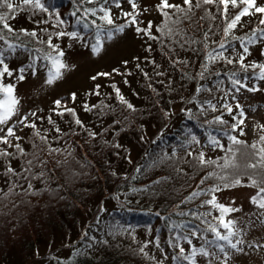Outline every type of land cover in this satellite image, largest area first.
Here are the masks:
<instances>
[{"label":"trees","instance_id":"1","mask_svg":"<svg viewBox=\"0 0 264 264\" xmlns=\"http://www.w3.org/2000/svg\"><path fill=\"white\" fill-rule=\"evenodd\" d=\"M10 2L19 5L16 11L3 7L0 14L8 17L5 22L13 31L0 25V41L50 67L45 57L55 53L49 40L62 51L63 42L73 48L74 40L90 46L97 34L101 40L109 32L113 36L120 25L112 15L115 0H41L48 11L25 6L22 0ZM169 3L187 14L164 9L169 13L165 17L161 3L157 5V29L163 31L152 39L155 54L149 51L144 65L137 62L133 89L113 82L100 97L97 88L90 89L77 101L79 108L60 106L43 117L36 113L27 122L36 129L24 126L23 134L8 137L10 144L0 143V151L11 153L0 156V264H189L178 259L180 248L191 255L192 248H204L197 242L202 231L216 228L223 234L220 211L205 203L213 195L217 199L219 191L212 188L224 189L239 179V185L228 188L251 186L257 200L264 197V154L259 152L264 148L263 124L256 123L249 137L244 124L233 130L243 119L236 94L263 81L259 68L251 65H264V16H244L226 34L228 22L245 5H230L225 15L218 3L194 6L191 12L183 1ZM100 8L108 10L112 25L101 19ZM20 17L26 25L18 23ZM177 19L179 24L172 23ZM165 23L174 34L167 33ZM60 32H75L79 39L60 37ZM241 55L247 69L238 62ZM233 79L247 87L233 85ZM225 105L233 108L231 114ZM37 130L46 143L35 136ZM229 137L241 143L233 144ZM201 152L211 163H200Z\"/></svg>","mask_w":264,"mask_h":264},{"label":"rangeland","instance_id":"2","mask_svg":"<svg viewBox=\"0 0 264 264\" xmlns=\"http://www.w3.org/2000/svg\"><path fill=\"white\" fill-rule=\"evenodd\" d=\"M257 1L264 5V0ZM137 2L138 11L144 10L137 16L140 22L138 25L124 24L125 20L128 22L124 13L132 12L128 0H123L120 7L112 9L114 19H119V27H125L122 32L115 31L111 39L102 38V49L99 54H93L92 45L83 47L78 45L77 40H74L73 48H68L66 42H63L65 51L63 60L73 67L64 71L62 78L52 85L45 83L50 66L44 65L39 59L34 62L26 53L14 47L10 48L9 44L0 41V59H3L13 72L12 77L7 75L3 77L2 84H13L15 95L20 100L19 113L8 121L7 125H0V128L4 129L0 132V136H4L7 127H13L15 133L23 134L24 125L18 124L17 121L25 115L28 116V120L33 118L31 113H39L40 117L46 116L51 110L57 109L55 104L57 100L61 101V107L79 108L80 104L77 101L84 98L82 95L88 94L90 89L97 88L96 97H100L106 89L110 90L113 82H119L117 85L122 89H133L134 76L139 74L138 67H136L137 62L144 65L145 56L155 54L154 50L151 51L155 40L143 33H137L136 27L145 28L151 22V35L154 36L157 33L160 18L156 15L155 9L161 0H137ZM22 22H24L23 17H20L18 23ZM26 24L24 22L22 25ZM149 51H151L150 54ZM29 65H33V68H29ZM20 68L27 69L23 81L17 79ZM125 71L131 72L132 75ZM101 73L108 75H100ZM121 75H124L126 79L122 80ZM92 77L96 78L92 79ZM256 88L260 90L249 92L246 89L236 94V97L240 99L239 109L244 112V133L248 137L252 135L256 123H262L264 126V80L257 84ZM73 93L75 100L72 99ZM2 98L3 94L0 93V99ZM92 102L94 101L91 100L90 103ZM256 194L257 190L251 186L224 188L217 193V201L220 204L239 209V211L229 213L225 222L229 220L235 222L232 227L238 234L231 239L233 242L239 239L242 243L237 246V249H233L227 242L217 240L212 232L204 230L199 234L197 242L203 245L209 255H200L199 264H264V209L251 202V198ZM212 224L214 223H210ZM222 229L223 235H227V230L223 227ZM220 247H223V252L220 251ZM238 249H243V251Z\"/></svg>","mask_w":264,"mask_h":264},{"label":"snow or ice","instance_id":"3","mask_svg":"<svg viewBox=\"0 0 264 264\" xmlns=\"http://www.w3.org/2000/svg\"><path fill=\"white\" fill-rule=\"evenodd\" d=\"M89 2H92V0H89ZM105 3H107V0H104ZM116 2V7H120V4L118 2V0H115ZM23 5L25 6H31L34 8H38L42 11H48V8H46L45 4L41 2V0H22ZM128 3L131 5L132 7V12H128V13H124V16L126 18H128V23L131 25H138L140 22L137 19V16L140 14L138 11L139 8V4L137 2V0H128ZM214 3H218L219 5L222 6V10L224 12V14L226 15L229 9V6L231 5L232 7H239V5L243 4L245 5V7H243L238 13H236L234 15V18H232L228 24L227 27L225 28V33H229L231 30L235 29L237 27V24L240 22L241 18L244 16H250L254 13H258L261 14L262 16H264V6H259L257 3V0H196L195 5L193 4V0H183V4L187 5V12H191L192 8L195 7H199L201 4H205V5H210V4H214ZM6 7L10 12H15L16 9L19 7V5H14L13 3L10 2V0H0V8ZM158 8L162 11L163 15L165 17H169V13L166 11H163L164 9H176L178 12L181 13H186V10L184 8H182L180 5H174L169 3V0H161V4L158 5ZM147 9H145L146 11ZM100 11L104 13V15L101 17V19H103L108 25H112L113 21L111 19L110 13L108 12V10L104 9V8H100ZM95 12H92V15L95 16ZM8 19V17L4 14H0V25L3 26V28L7 29L9 32H12L13 29L10 27V25L8 23H6L5 21ZM172 23L174 24H179L180 20L177 19L175 21H172ZM260 23L262 25H264V19L260 20ZM84 27H87V24L84 25ZM125 26H121L119 28L116 29L117 32H122L124 30ZM164 29H167V33L168 34H174V29L173 28H169L168 24L165 23L164 25ZM151 30H152V24L151 22L148 23L147 27L145 28H140V27H136V31L137 33H143L144 35L150 36L151 39H158V37L156 36H152L151 35ZM157 31H163L162 29H157ZM264 31V30H262ZM32 36H36L35 32L29 33ZM60 37H63L65 35L70 36L73 39H79V37L77 36V33L72 32V33H64V32H60L57 34ZM2 38V37H0ZM112 38V33L109 32L108 34V39ZM261 39H264V37H261ZM249 43H254V40H249ZM48 46L52 49V51L55 53V55H51L49 54L47 57H45L47 60L50 61L51 63V68L49 69L48 73H47V78L45 80V83L47 85H52L54 84L57 80L61 79L63 76L64 71L70 70L73 66L67 64L62 58L64 57L65 53L64 51L60 50L58 45H53L51 40H49L48 42ZM10 48H12V45H9ZM220 48H224L225 45L224 43H220L219 45ZM241 47L243 48V52L244 53H248L249 49L248 47H246L243 42L241 43ZM102 49V42L100 39L99 34H97L96 36V42L95 44L92 45V52L93 54H99V52ZM220 56H222L223 54L220 53ZM262 55H264V53H262ZM209 57L213 60L216 59L215 56H212L211 53H209ZM245 57L244 55H241L239 58V64L242 68L247 69V65H245L243 63ZM229 64L234 63L233 60L229 59L227 61ZM0 66H2V69H0V78L5 77V75H7L8 77H12L13 76V72L12 70L9 69L8 65L4 63L3 59H0ZM29 68H33V65H29ZM251 67L253 69L259 68V79L264 80V65L261 64H252ZM26 68H20L19 69V75L17 76V79L19 81H23L25 80V75L24 73L26 72ZM34 71V69H33ZM100 75H108L107 73H101ZM234 76L236 75L235 73L233 74ZM96 77H92V79H95ZM233 85H239V88H246L247 86L242 83L239 79H233L232 80ZM239 89H237L238 91ZM260 89L255 88V87H247V91L249 92H255V91H259ZM0 93L3 94V98L0 99V125H7L8 121H10L14 116H16L19 113V105H20V100L19 98L15 95V86L11 83L4 85L2 83H0ZM117 95L119 94V90H117ZM72 99L75 100V94H72ZM120 100L121 102L126 103V101L124 100L123 96H120ZM55 104L57 107L61 106V101L57 100L55 101ZM128 108H132L131 104L127 105ZM225 107L227 108V111L229 112V114H231L233 112V108L230 106L225 105ZM241 106L239 104L236 105V108L239 109ZM85 108L87 109V105H85ZM213 109L215 110V106H213ZM66 111L71 112L73 115H75L74 110L72 109H66ZM60 115H63V113H59ZM240 116L244 117V112L243 110L240 111ZM30 115L35 116V113H31ZM233 119H235V117H233ZM28 120V116L25 115L23 117H21L17 123L18 124H23L25 127H30L33 129H36V124L34 123H25ZM217 120H219V117H217ZM220 123H225V121L223 120H219ZM49 123H52L51 118H49ZM77 124H80V120H76ZM244 124V120L240 119L238 121V124L235 125L233 127V130L235 131L237 127H239V125H243ZM264 127V126H262ZM4 131L3 128H0V132ZM57 132L60 131L59 128L56 129ZM244 133L241 132V135H243ZM35 136H37L41 142H45L47 141V137L44 135H41V133L37 130L35 132ZM8 137H15V132L13 130V127H7V131L5 132L4 136H0V143L8 145L10 144V141L8 139ZM233 144H240L241 141L238 140L236 137H229ZM17 140H19V137H16ZM196 138L193 136L192 140H195ZM261 140L264 141V137H261ZM213 143H215L217 146H219V142L216 140H213ZM14 147H16L21 154H23V149L20 148L19 144L14 145ZM34 147H39L38 145H36L34 143ZM253 148L256 147V145H252ZM51 151H55V150H51ZM229 151H232L231 149H229ZM259 152L264 154V148H260ZM11 153H8L7 151H0V156H10ZM191 155V153H190ZM199 160L200 163L203 164H207V163H211V161L206 160L204 153H200L199 154ZM261 160L264 161V155L261 156ZM28 164L31 165L32 161L29 160ZM250 167H256L255 164L250 165ZM9 172H13L14 170L9 168L8 169ZM203 183V180L201 181ZM241 183V181L239 179H233L231 184H225L224 187L228 188L231 187L232 185H239ZM253 183L255 184V181H253ZM221 188L219 186L212 188L211 191L213 193L220 191ZM260 193H264V186L260 187ZM193 196H199L200 193L198 192H194L192 194ZM259 195V194H258ZM251 202L254 204H257L258 207H260L261 209H264V197H262L261 199L257 200V197H252L251 198ZM205 203L212 205L213 207L217 208L220 213L221 216L219 218L220 220V224L223 228H225L227 230V235H223L221 234L219 231L216 230V228H212L211 231L215 233L216 239L217 240H221V241H225L227 242L228 245L231 246V248L233 249H237V246L239 244L242 243L241 240L237 239L235 242H233V240L231 239L232 237L236 236L238 233L237 231L233 230V225H234V221L229 220L227 222H225L224 220V214L225 213H231L234 211H239V209H234L231 207H227L223 204L217 203V199L216 196L213 195L211 200L205 201ZM195 234V233H193ZM189 244H191V241H188ZM239 251H243V249H238ZM180 253L182 254L181 257H178V259H183V260H187L189 262V264H195V257H197V255H204V256H208L209 252L206 251L204 248H200V249H196V248H192L191 250V255H183V253L185 252L184 248H180L179 249ZM220 251L223 252L224 249L223 247H220ZM227 256V254H225Z\"/></svg>","mask_w":264,"mask_h":264}]
</instances>
